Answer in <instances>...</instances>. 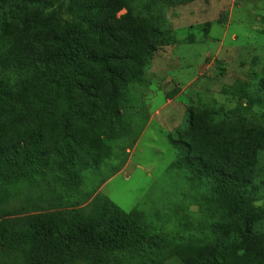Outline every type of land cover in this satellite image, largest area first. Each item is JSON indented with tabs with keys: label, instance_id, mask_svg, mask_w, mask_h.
Returning a JSON list of instances; mask_svg holds the SVG:
<instances>
[{
	"label": "trees",
	"instance_id": "trees-1",
	"mask_svg": "<svg viewBox=\"0 0 264 264\" xmlns=\"http://www.w3.org/2000/svg\"><path fill=\"white\" fill-rule=\"evenodd\" d=\"M191 1L0 0V203L57 183L72 199L0 219V258L19 253L0 264H264V68L255 85L223 89L234 108L190 105L187 125L168 135L170 169L186 171L198 194L197 235L169 240L101 194L91 214L76 202L86 170L120 162L121 148L127 162L148 121L147 71L177 42L163 14Z\"/></svg>",
	"mask_w": 264,
	"mask_h": 264
},
{
	"label": "rangeland",
	"instance_id": "rangeland-1",
	"mask_svg": "<svg viewBox=\"0 0 264 264\" xmlns=\"http://www.w3.org/2000/svg\"><path fill=\"white\" fill-rule=\"evenodd\" d=\"M207 21L211 22L208 33L190 28ZM162 24L173 31L177 42L162 47L147 71L150 85L142 87L143 95H140L148 113L145 128L135 146L129 149L123 167L125 152L121 148L113 158L120 162L109 160L98 173L84 172L76 202L86 214H91L97 194L107 196L126 212L139 210L157 233L169 240H180V235L187 238L200 232L193 231L192 226L199 223L201 216L192 201L198 194L191 188L187 172L170 169L177 150L168 135L187 125L186 110L190 105L218 101L226 109H232L237 99L225 94L223 89L236 81L255 85L261 80L264 0H193L166 9ZM177 87L181 92L168 99V94ZM51 187L50 191L46 187L41 191L28 190L0 203V219L70 208L72 199L60 183ZM105 228L103 224L102 229ZM182 245L175 242L172 249ZM18 254L7 255L15 262ZM7 255L3 260L0 258L2 263H9ZM162 262L182 264L177 257ZM17 264H22V260Z\"/></svg>",
	"mask_w": 264,
	"mask_h": 264
}]
</instances>
